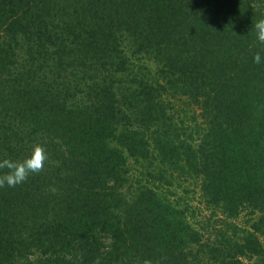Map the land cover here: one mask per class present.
<instances>
[{
  "label": "trees",
  "instance_id": "trees-1",
  "mask_svg": "<svg viewBox=\"0 0 264 264\" xmlns=\"http://www.w3.org/2000/svg\"><path fill=\"white\" fill-rule=\"evenodd\" d=\"M262 19L264 0H0V161L47 152L0 186V264H193L183 176L227 212L195 229L203 264H264Z\"/></svg>",
  "mask_w": 264,
  "mask_h": 264
},
{
  "label": "rangeland",
  "instance_id": "rangeland-1",
  "mask_svg": "<svg viewBox=\"0 0 264 264\" xmlns=\"http://www.w3.org/2000/svg\"><path fill=\"white\" fill-rule=\"evenodd\" d=\"M134 64L137 66L135 70H137L138 65L137 64H143L145 62L146 69L144 72H149L150 75L154 76L155 80L159 79L160 76L157 72L158 64L155 62V60H147L145 59H134ZM131 68V65H129ZM168 97L175 102L176 106L178 107V110L182 113V116L184 118H190L192 116V113L194 111H197L200 113V109L194 104V102L189 99L185 95H181L180 92H175L173 89H170L169 87L167 90L164 91V95L168 94ZM250 114L253 119V121L257 124V126H263L264 127V105L258 104L256 107L250 108ZM121 147V146H120ZM126 155V151H125ZM131 168V174H130V181L127 184L129 186L132 183V179L135 174V167H140L139 163L135 161V159L131 158L130 161H128ZM128 164V165H129ZM134 175H133V174ZM178 187H176V191L178 192V196L180 197V192H184V198H186L185 201L192 207L189 206V208L192 210V217L190 219L194 229H190L191 235L189 237L190 239V260L193 264H203L205 262H208L206 259L209 258L210 254V247L212 245L213 238L211 237L213 234H210L209 232H204L198 229V227H203V223L209 222L210 224H213L214 226L219 229L220 225L219 220L227 215V212L222 207V203L218 205H212L210 206L211 209L206 208L207 203H205L204 197H203V191L201 188V182L199 179L196 178H190L189 176H183L180 177L177 180ZM135 186V184H134ZM175 196V195H174ZM173 197V196H172ZM171 197V198H172ZM221 205V206H220ZM214 220H207V216L211 215ZM215 214L218 216V218H215ZM251 213L250 209L248 207H241L240 208V215L235 221L242 226L245 225V221L251 220ZM220 217V218H219ZM224 226H228L227 223L224 224ZM197 234H196V233ZM216 234V233H215ZM208 253V254H207ZM256 260V257L252 258L251 260H248L249 264H253V262Z\"/></svg>",
  "mask_w": 264,
  "mask_h": 264
},
{
  "label": "clouds",
  "instance_id": "clouds-1",
  "mask_svg": "<svg viewBox=\"0 0 264 264\" xmlns=\"http://www.w3.org/2000/svg\"><path fill=\"white\" fill-rule=\"evenodd\" d=\"M257 30V37L261 42H264V19L259 20L255 24ZM260 54H256L254 61L261 62ZM47 160V152L42 146H35L31 156L22 161H14L11 159H4L0 161V168H7L10 171L0 176V186L7 184L9 187H14L17 184L23 183L32 172H38L43 167Z\"/></svg>",
  "mask_w": 264,
  "mask_h": 264
}]
</instances>
